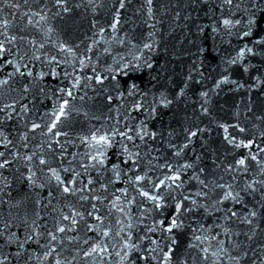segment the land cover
<instances>
[{
  "label": "water",
  "instance_id": "95a60500",
  "mask_svg": "<svg viewBox=\"0 0 264 264\" xmlns=\"http://www.w3.org/2000/svg\"><path fill=\"white\" fill-rule=\"evenodd\" d=\"M0 264H264V0H0Z\"/></svg>",
  "mask_w": 264,
  "mask_h": 264
}]
</instances>
